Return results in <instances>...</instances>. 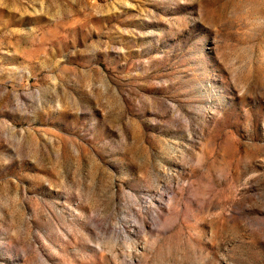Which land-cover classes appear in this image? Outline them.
Listing matches in <instances>:
<instances>
[{
	"label": "rangeland",
	"instance_id": "obj_1",
	"mask_svg": "<svg viewBox=\"0 0 264 264\" xmlns=\"http://www.w3.org/2000/svg\"><path fill=\"white\" fill-rule=\"evenodd\" d=\"M0 264H264V0H0Z\"/></svg>",
	"mask_w": 264,
	"mask_h": 264
}]
</instances>
